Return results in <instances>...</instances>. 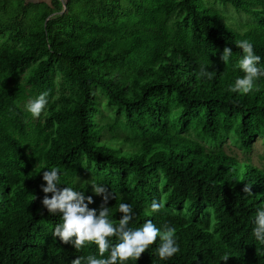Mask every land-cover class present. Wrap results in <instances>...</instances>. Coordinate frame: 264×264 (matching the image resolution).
I'll return each mask as SVG.
<instances>
[{
  "label": "trees",
  "instance_id": "trees-1",
  "mask_svg": "<svg viewBox=\"0 0 264 264\" xmlns=\"http://www.w3.org/2000/svg\"><path fill=\"white\" fill-rule=\"evenodd\" d=\"M218 1L256 22L240 31L202 0H0L7 16L0 19V264H72L100 255L93 242L76 249L53 235L62 216L42 204L45 166H58L64 182L92 195L90 207L103 199L92 184L106 185L115 223L123 200L136 213L132 227L152 219L175 228L178 253L161 259L157 238L127 264H264V244L252 233L264 207V166L211 150L185 129L194 125L217 139L224 112L239 117L236 131L249 147L264 128V77L247 94L232 91L243 75L232 67L242 55L238 41L249 40L264 57V0ZM226 46L233 50L228 65L221 59ZM203 63L212 78L201 74ZM55 67L69 89L59 99ZM45 90L49 103L32 116L24 104ZM100 91L124 110L123 119L104 113ZM178 109L202 110L204 118L187 124L171 116ZM160 173L169 188L165 202L189 201L191 217L152 212ZM89 174L92 183L78 182ZM207 207L213 229L200 218Z\"/></svg>",
  "mask_w": 264,
  "mask_h": 264
},
{
  "label": "clouds",
  "instance_id": "clouds-1",
  "mask_svg": "<svg viewBox=\"0 0 264 264\" xmlns=\"http://www.w3.org/2000/svg\"><path fill=\"white\" fill-rule=\"evenodd\" d=\"M236 45L242 49V55L235 63H232L231 47L224 48L221 59L226 65L232 63L233 68L243 73L237 76L232 91L247 94L252 91L256 81L264 77V64L260 63L264 57L256 53L253 43L247 39L238 41ZM208 64L201 65V74L212 78ZM48 103L49 92L45 90L27 100L24 107L32 116L38 117ZM43 169L42 180L46 183L40 185L45 193L42 204L49 213L62 216V223L55 226L53 235L64 243H71L76 249L84 247L87 242L95 243L99 249V256H78L72 260V264H127L130 259L136 261L157 238L160 243L156 250L161 259L170 258L180 251L174 227H158L152 219L145 220L139 227H132L130 221L136 213L128 202L122 200L119 203L121 216L119 222L115 223L108 207L113 194L106 185L92 184L93 192L102 195L103 199L99 208L90 207L94 203L93 196L85 195L82 188L75 187L71 182H64V174L58 166H45ZM62 184L65 186L61 187ZM244 190L251 193V185L245 184ZM150 207L152 212H158L165 205L162 201L153 200ZM253 224L255 240L264 244V207L257 209ZM113 237L117 242L113 241ZM106 252L109 255L104 256ZM228 257V254H223L221 259L227 260Z\"/></svg>",
  "mask_w": 264,
  "mask_h": 264
},
{
  "label": "rangeland",
  "instance_id": "rangeland-1",
  "mask_svg": "<svg viewBox=\"0 0 264 264\" xmlns=\"http://www.w3.org/2000/svg\"><path fill=\"white\" fill-rule=\"evenodd\" d=\"M35 1V0H30ZM205 4L212 6L214 8L219 9L222 11L223 15L225 16V19L233 25L234 28L243 31L251 24L255 23L256 20L251 17L250 15L236 10L230 3H223L218 0H202ZM7 16L5 14L0 13V19H5ZM173 19H179L180 22L183 20L181 18H178L177 15L173 16ZM4 38L0 36V41H2ZM29 73V69H26V74ZM54 80L57 89L55 90V96L57 99L60 98L61 93H69V89L63 85V77L62 72L57 67L54 68ZM101 93V99H102V110L106 115L119 117L121 119L124 118V110L119 108V106L115 103H110L106 100V96L102 91ZM172 117H176L179 119H183L187 121L188 123H196L199 121L197 120V116L200 118H204L203 111L200 110L198 112H190L188 114H182L181 111L175 110L174 113L171 114ZM221 121H225L224 127H222L220 131V136L217 139H214L212 136L203 135L200 133V131H196L194 128V125H191L190 127L185 128L186 131L191 133L193 136L200 139L207 148H210L211 150H218L222 149L228 154H233L237 156L240 160H248L252 164L257 166H264V128H262L253 138L251 141V144L249 147H245L243 143L239 140L238 132L236 131L237 128V121L240 122V119L238 116L236 117H229L228 115L224 114V112H221ZM176 124H178V121H175ZM200 124V123H199ZM209 125V124H207ZM236 127V128H235ZM92 166L93 162H92ZM96 168V167H94ZM78 182H82L85 184H89L93 182V175L89 174V176L81 177ZM153 192V197H156L157 200L162 201L165 205L164 208L172 209L173 211L183 214L187 217H191V211L188 206L189 201H185L184 206L182 207H175L172 205H169L165 202L166 196L169 192L168 186H166V183L164 181L163 175L160 173L159 177L156 178V186L151 187ZM200 218L204 221L209 222V228L213 229L214 222H215V216L214 212L210 207L206 208L205 213H202L200 215Z\"/></svg>",
  "mask_w": 264,
  "mask_h": 264
}]
</instances>
